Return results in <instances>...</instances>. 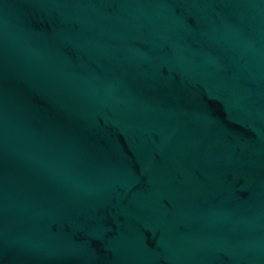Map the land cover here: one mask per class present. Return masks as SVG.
<instances>
[{
    "label": "water",
    "instance_id": "obj_1",
    "mask_svg": "<svg viewBox=\"0 0 264 264\" xmlns=\"http://www.w3.org/2000/svg\"><path fill=\"white\" fill-rule=\"evenodd\" d=\"M0 264H264V0H0Z\"/></svg>",
    "mask_w": 264,
    "mask_h": 264
}]
</instances>
